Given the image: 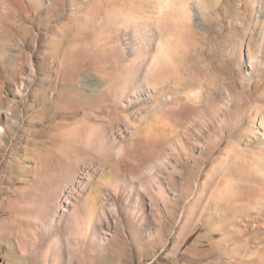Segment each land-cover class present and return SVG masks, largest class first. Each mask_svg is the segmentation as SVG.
I'll return each instance as SVG.
<instances>
[{"label":"rangeland","instance_id":"obj_1","mask_svg":"<svg viewBox=\"0 0 264 264\" xmlns=\"http://www.w3.org/2000/svg\"><path fill=\"white\" fill-rule=\"evenodd\" d=\"M221 1L147 27L167 44L141 70L156 69L164 99L193 97L161 132L162 100L143 78L142 90L124 86L130 39L124 25L100 28L101 0H0V264H264V126L233 100L264 105V35L253 30L264 33V9H238L235 24L250 16L252 33L221 32ZM84 49L102 59L81 63ZM69 81L86 98L109 96L50 118Z\"/></svg>","mask_w":264,"mask_h":264},{"label":"bare ground","instance_id":"obj_2","mask_svg":"<svg viewBox=\"0 0 264 264\" xmlns=\"http://www.w3.org/2000/svg\"><path fill=\"white\" fill-rule=\"evenodd\" d=\"M122 1L123 0H121V2ZM248 1L249 0H222L220 2V4H218V5H220L219 9L220 10L223 9V11L221 10L222 12H221V16L219 18L220 19V31L221 32H225L229 28H234V27L241 34H247V33L251 32V30L248 26V22L251 20L250 16H248V18H247L248 20L246 19L247 21L242 19V23H241L242 25L237 26L235 24V22H236L235 20L238 17H240V15H241V12H238V9L243 8L244 13H248L250 11V9L256 10L255 9L256 7H260V8L262 7V10H263L264 9V0H252L255 4H253L252 7H250V8H248V6H247ZM39 2H40V0H30V7H32L33 9L40 8ZM256 2H259V3H256ZM101 4L99 5V9H98L97 13L98 14L102 13L105 16L103 19L104 25H101L100 28L113 26V25H116V26L122 25L120 27H123V25H124V28H126L125 29L126 34L128 32V35H126V36H128L127 38L130 39V41L127 43H129L128 45H130L129 48L131 49V52H130L131 55L128 56V61L124 65V68H125L124 73L128 77H130V80L124 81V86L127 87L128 84H130V86L132 85L137 90H142V89H140V80L143 78V80L145 82V86H147V88H150V91L153 92L152 93L153 97L154 96L156 97L155 100H157V101H160V99L162 100L161 104L163 105V107L159 109V113L161 116V121H160L161 132L169 131L172 128L170 121L175 122V124L179 123V121L175 120V118H173V116L171 114L172 108L175 106H180L182 104H184L186 106L188 103L191 102L188 100H193V97L189 94L188 98H185V97L183 98V95H181L180 92H175V94L171 98L168 97L167 100L164 99V94L167 93L166 91H168L167 89H169V88H167L165 86L166 85L165 83H164L165 85L163 86V82L159 83L157 81V78L155 79L154 73H152V72H154L156 69L153 71L152 65L149 63L148 65H150L151 68L150 69L148 68L149 69L148 71L146 70L147 71L146 74H145V72L143 73V71L141 70V68L144 65H146V63L148 62V58L146 57V52H148L151 49H153V50L157 49V47L159 45V42H158V44H154L150 41L151 39L148 38V33L150 31L147 33V27L151 24V21L152 22L155 21L154 24H155L156 28L158 30H162V29L164 30L165 28L170 26L171 22L175 21L176 18H177L176 21H179L182 23H185L186 21L189 22L193 17H197V12L199 10H200L199 12H202L205 9H207L208 7H210L208 0H198V1H196V0H125L124 2H122V4H115L114 3L115 6H113L112 8H105L106 6L110 5L109 2L101 0ZM211 4H212V2H211ZM155 8H158V11H155L156 14L153 11ZM209 9H211V8H209ZM78 15H79V17H86L87 14L85 13L84 10H80ZM257 22H260V23L264 22V18L262 15H260V17H258ZM174 24L177 25L179 23L174 22ZM127 28L129 31H127ZM253 30L255 32H260L264 35V33L261 32V30H259V28L258 29L253 28ZM111 34L109 33L108 36H111ZM221 35L223 36V34H221ZM253 40H255L254 37L251 38V41H253ZM170 42H172V41H170ZM165 43L164 44L162 43L163 45L160 43L161 46L159 45V47L164 46ZM222 43H225V42H222ZM171 46H172V43H171ZM114 50H115V52H117V48L112 49V51H114ZM163 50H165V49H163ZM160 52H162V50ZM151 54H153V53H151ZM155 55L153 57H155ZM81 56L83 57V60H81V63L84 64V63H87L90 61L102 59L103 54L99 53L98 50H96V49H94V50L84 49L81 53ZM70 57L73 58L74 54H72ZM156 58L159 59L158 57H156ZM160 58H161V56H160ZM79 63H80V61L76 60L75 65L76 66L82 65ZM156 63H158V62H156ZM156 75L157 74H155V76ZM160 78H162V77H160ZM165 79H166V77H165ZM212 84H214V86H216L215 82H212ZM109 85H111V87ZM109 85H108L110 87L109 89H113L114 91H116V89L118 90V88L120 86V85H113V84H109ZM194 85H195V81L190 80V81H188V83L186 82L185 87L191 88ZM254 85H255L254 81L250 82L249 83L250 87L244 88L245 92H248L250 89L254 88L253 87ZM263 86H264V81L263 82L261 81V83L256 84V88H255L256 91L261 89ZM169 90L171 91V89H169ZM235 90H236L235 87H230V91L233 94L235 93ZM106 95L100 94V95H98L99 97H96V98H86L84 96V90L82 88H80L79 86H75V84H73V81H69L68 83H65V86L61 85V88L59 89L58 94H57L58 100L56 101V104H58V111L55 113L54 116H51L50 118H57L60 116H64L65 113L69 114V113L73 112L74 109L72 106H74L76 101H80L82 109L83 108L87 109V108H91L94 106H99L102 104L105 97L109 96V95L108 96H106ZM263 95L258 97L259 101H264ZM166 96H167V94H166ZM233 100L238 104L239 108H248V112L246 114H244L243 120L245 119V121H249V118L254 117V114L256 113L258 116L262 117L261 125L264 126V114H263L264 113V105L256 104L255 103L256 97L254 95L251 96L249 94L246 97H241L239 99L235 98ZM168 104H170V108L165 107V105H168ZM76 105H78V104H76ZM211 108H213V107H211ZM183 110H185V109H183ZM75 112H77V111L75 110ZM178 113H182V112L180 111ZM182 115L184 116V112ZM241 115H242V113H241ZM65 116H67V115H65ZM68 116H70V115H68ZM180 116H181V114H180ZM183 116H181V117H183ZM241 124L242 123H240V125ZM61 134L62 133L59 134L58 132H55L52 135V142L53 143L56 142V140L58 139V137ZM148 138L149 137H147V139L142 138V137L137 138V139H135V142L137 141L141 144L142 140H148ZM259 148H260V152H264V147H262V148L259 147ZM150 152H148V153H150ZM147 158H151V155H148Z\"/></svg>","mask_w":264,"mask_h":264}]
</instances>
